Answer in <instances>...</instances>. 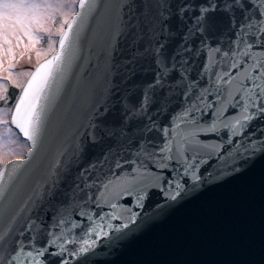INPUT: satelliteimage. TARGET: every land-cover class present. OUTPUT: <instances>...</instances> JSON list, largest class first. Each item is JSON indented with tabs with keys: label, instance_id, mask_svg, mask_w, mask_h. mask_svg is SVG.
<instances>
[{
	"label": "snow or ice",
	"instance_id": "snow-or-ice-1",
	"mask_svg": "<svg viewBox=\"0 0 264 264\" xmlns=\"http://www.w3.org/2000/svg\"><path fill=\"white\" fill-rule=\"evenodd\" d=\"M0 99L28 145L0 167V264H100L249 168L258 229L199 264H264V0H0Z\"/></svg>",
	"mask_w": 264,
	"mask_h": 264
},
{
	"label": "water",
	"instance_id": "water-1",
	"mask_svg": "<svg viewBox=\"0 0 264 264\" xmlns=\"http://www.w3.org/2000/svg\"><path fill=\"white\" fill-rule=\"evenodd\" d=\"M256 174L257 169L249 168L210 183L112 254L101 255L100 264H199L238 258L249 230L259 227L258 196L255 220L249 209Z\"/></svg>",
	"mask_w": 264,
	"mask_h": 264
},
{
	"label": "rangeland",
	"instance_id": "rangeland-1",
	"mask_svg": "<svg viewBox=\"0 0 264 264\" xmlns=\"http://www.w3.org/2000/svg\"><path fill=\"white\" fill-rule=\"evenodd\" d=\"M47 41H43L40 44H37L33 50L29 53L28 51L25 52L23 58L20 57L19 52L21 51L20 48L17 49V57L13 63L18 65L20 62L19 67L12 69L13 75L21 82L25 81L27 76L25 73L31 71L33 67L39 62V60L46 57L50 52H47L46 55H41L39 59H37L35 55L36 50L45 51L46 50ZM38 46V47H37ZM38 48V49H37ZM29 55L31 58H29ZM8 61H5V68H7ZM4 76L7 75V72L3 73ZM7 83V82H5ZM3 100V99H0ZM0 109H4V113L0 116V119L7 120L10 108L8 106L0 105ZM5 124H0V134H2L5 138V145L2 149H0V167L2 164L7 161L11 157H16L17 155H23L26 147L24 144H21L18 140V136L15 132L11 131L9 134L7 129H5Z\"/></svg>",
	"mask_w": 264,
	"mask_h": 264
}]
</instances>
